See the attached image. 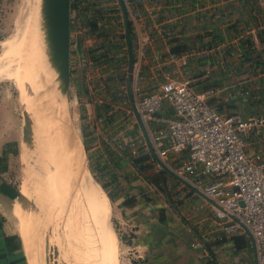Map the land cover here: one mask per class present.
<instances>
[{"label":"crops","instance_id":"crops-1","mask_svg":"<svg viewBox=\"0 0 264 264\" xmlns=\"http://www.w3.org/2000/svg\"><path fill=\"white\" fill-rule=\"evenodd\" d=\"M123 2L130 21L135 66L132 90L137 84L152 90L154 83L171 75L180 54L174 50L184 48L182 52L195 54L187 55L182 72L196 78V89H216L209 102L218 110L242 116L264 113L262 69L231 48L243 35L257 38L264 24V0ZM83 5H90L88 10L106 6L113 11L105 12V18L91 29L90 11ZM125 31L120 0L82 1L72 10L71 83L78 98L86 100L88 152L112 201L115 224L125 237L127 249H131L130 264H255V247L245 227L225 228L226 219L216 217L210 200L192 187L189 180L194 173L186 174L187 179L183 177L188 185L168 172L171 176L167 187L173 191L169 197L161 184L150 181L149 175L159 168L144 170L133 161V157L150 149L147 145L146 151L131 153V141L139 147L146 142L132 108L117 101L114 107L123 113L109 124L100 123L95 105L111 96L104 85V74L126 67L128 78V61L123 59L125 55L128 60ZM212 31L217 32L216 42L205 45L202 36ZM105 41L118 43L121 49L116 52L113 67L104 72L102 68L107 64H93L88 50ZM204 45L209 49L206 56L197 52ZM126 81L123 87L127 95ZM160 113L174 115L168 105ZM8 115L0 110V264H32L24 236V246L20 236L27 218V213L21 217L26 199L14 173L15 162L21 158L22 138ZM245 147L264 158V131L259 136L247 133ZM173 156L177 158L175 163L182 164L188 159V151L184 148L168 157ZM149 162L150 158L145 160ZM127 197L133 202L124 203Z\"/></svg>","mask_w":264,"mask_h":264},{"label":"built area","instance_id":"built-area-1","mask_svg":"<svg viewBox=\"0 0 264 264\" xmlns=\"http://www.w3.org/2000/svg\"><path fill=\"white\" fill-rule=\"evenodd\" d=\"M210 40L211 35L205 32L201 41L207 45ZM205 45L197 51L203 56L209 51ZM231 48L241 54L240 41ZM194 54H178L172 74L154 83L152 90L135 85V104L158 157L181 177L187 179L186 174L194 173L189 180L192 187L208 196L216 217L226 219V229L242 228L243 224L249 229L258 263L264 264V158L245 147L247 133L259 136L264 131V113L242 116L218 110L209 102L216 89H196V78L182 72L187 55ZM134 67L133 62L132 76ZM259 69L264 75V68ZM165 105L170 106L173 116L160 113ZM146 148L145 141L141 147L135 141L130 143L133 155ZM184 148L188 151L184 163L168 157Z\"/></svg>","mask_w":264,"mask_h":264},{"label":"rangeland","instance_id":"rangeland-1","mask_svg":"<svg viewBox=\"0 0 264 264\" xmlns=\"http://www.w3.org/2000/svg\"><path fill=\"white\" fill-rule=\"evenodd\" d=\"M35 2L36 0H0V110H3L5 116L9 113L10 117L14 119L18 137L21 134L22 138L23 135L25 112L28 113L31 126H34L31 127L33 143L24 144V153L15 162L16 172L14 173L18 174L16 184L19 183L21 190L28 197L24 205L25 210L21 216L23 219L27 213L23 231L20 228L22 244L24 246L23 234L26 242L25 248L27 246L30 258L37 261L38 257L43 259L45 264H78L76 260H79V264H130L131 249H127L125 237L121 230L117 228L118 225L115 224L112 210L113 204L112 201H109V198V213L105 217V224L110 231L112 244L108 245L107 248L100 244L98 246L95 239H93V246L90 243H88V246L85 245L86 243L84 244L85 230L88 229L90 231L94 229L92 228L93 210L89 204L87 205V209H82L81 216L77 214L79 210L73 211L72 208L66 210L63 207L59 208L58 205H55L57 201L63 202L64 195L60 191L55 193L54 183L49 181L47 174L44 173L49 172L51 176L54 166L51 163L49 166V162H46L48 152L45 154L44 159L42 157V138L39 136L41 134L35 126V111H32L34 110L33 107L28 105L29 101L17 84L16 79L7 73L10 66H14L11 68L12 70L15 67H19V59L23 57L26 51V22ZM123 69L126 70V67H123ZM51 87L52 82L49 78V112L50 117H53L51 116L53 106ZM64 97L65 106L70 118L67 125L71 124L70 126L83 144V126L87 124V121L84 119L88 113L85 105L86 100H84L83 96L81 99L78 98L76 87L73 83L70 84L69 91ZM58 116L56 114L53 118L60 124V120L57 119ZM57 122L56 127H58ZM60 125L64 126L62 123ZM28 147L30 148L28 153H26ZM84 152L90 177L96 185L99 184L101 186L103 179L100 178L99 172L94 168L95 165L92 162L91 156L85 148ZM42 159L43 163L41 164ZM160 167L155 162L152 169ZM101 188L103 189L102 186ZM55 236L61 237L60 243L58 241L53 242ZM44 251L47 253L43 254ZM75 251H77L79 256L81 254L80 259L76 258L78 255ZM48 256L49 258H47Z\"/></svg>","mask_w":264,"mask_h":264},{"label":"bare ground","instance_id":"bare-ground-1","mask_svg":"<svg viewBox=\"0 0 264 264\" xmlns=\"http://www.w3.org/2000/svg\"><path fill=\"white\" fill-rule=\"evenodd\" d=\"M42 2L43 0H36L27 18L26 51L23 57L19 59V67L12 70L11 68L14 67L12 65L7 73L16 79L17 84L29 101L28 105L33 107L34 110L32 111H35V126L41 134L38 135L42 138V157L44 159L45 154L48 152L46 162H49V166L50 163L54 166L51 176L49 172L44 173L47 174L49 181L54 183L55 193L60 191L64 195L63 202L57 201L55 205L66 210L71 208L73 211L79 210L77 214L81 216L82 209H87L89 204L93 210L92 228L94 229L85 230L84 244L86 243L85 245L88 246V243H90L93 246V239H95L98 246L100 244L107 248L108 245L112 244L110 231L105 224V217L109 213L108 197L101 186L92 181L85 162L83 144L70 126L71 124L67 125L70 118L65 106V92L62 88V81L57 76V70L49 58ZM49 78L52 82L51 98L53 100L51 116L59 115L57 119L64 126L66 125L65 127H62L61 123L59 124L53 117H50ZM56 122L58 127H56ZM43 159L40 162L41 164ZM60 240L61 237L55 236L53 242L58 241L60 243ZM76 250L78 249L76 248ZM46 253L44 251L43 254ZM75 253L78 255L77 251ZM76 258L80 259L81 254ZM76 261L79 264V260ZM31 263L45 264L44 260L38 257L37 261L32 258Z\"/></svg>","mask_w":264,"mask_h":264},{"label":"trees","instance_id":"trees-1","mask_svg":"<svg viewBox=\"0 0 264 264\" xmlns=\"http://www.w3.org/2000/svg\"><path fill=\"white\" fill-rule=\"evenodd\" d=\"M88 2L89 0H71V6L72 10L76 7L77 3L79 2ZM92 5V4H91ZM86 10H88L90 5H83ZM90 11V21L89 24L91 25V29H95L97 26V21L102 20L105 18L104 13L105 12H112L113 10L108 9L106 6H102L100 8L94 7ZM129 22V28H130V21ZM211 35V42H216V36L217 32H207ZM236 33H238V30H236ZM125 36V35H124ZM240 45H241V55L245 59H252V62L254 63V66H259L264 68V29H262L260 32L257 33V38L252 37V35H243L240 37ZM132 46V43H131ZM121 49V45L118 43H112V42H102L98 46L92 47L88 50L89 57L92 61L93 64L101 65V64H107V67H103L102 71L105 72V70H109V68L112 66L113 67V61L116 59V52L117 50ZM184 51L183 49H175V53H182ZM124 61L127 62V57L125 58V55L123 57ZM105 76L103 77L104 85L106 87V90L108 93H110V97L108 99H104L101 102H97L95 105V110L97 117H101L100 123L101 124H109L113 120L116 119L118 114L123 111L120 110V108H115L114 105L117 101H123L122 103L127 107L130 108V102L127 101V95L126 92L123 88L122 83L127 79V72L124 69H118L116 73H113V71H110L108 74H104ZM108 87H107V86ZM264 93V92H263ZM122 104V105H123ZM86 128L87 126H83V144L84 148L88 151V143L85 139L86 137ZM150 158L149 163H145V160ZM133 161L139 166L147 170V168H150L154 166L156 160L152 157L150 152L143 153L141 155L133 157ZM153 171V170H152ZM155 172V171H154ZM152 172L151 175H149L150 181H152L154 184H161V189H164L167 195L170 197L173 195L172 190H168L169 187H167V181L170 180V176L168 172L160 167L155 173ZM101 186L103 189H105V183L102 182ZM132 197H127L124 200V203L130 204L132 203Z\"/></svg>","mask_w":264,"mask_h":264},{"label":"water","instance_id":"water-1","mask_svg":"<svg viewBox=\"0 0 264 264\" xmlns=\"http://www.w3.org/2000/svg\"><path fill=\"white\" fill-rule=\"evenodd\" d=\"M123 16L125 19V34H126V43H127V52H128V78L126 83L127 95L129 102L133 111V114L141 128V131L145 137L146 143L150 149V152L153 158L169 172L172 176L183 181L184 183L190 185V183L177 174L174 170L168 167L161 159L158 157L152 141L150 139L149 133L145 127V123L136 107L133 91L131 88L132 82V70H133V53L131 46V38L129 31V22L127 12L125 10L123 0H120ZM42 12L45 19V27L47 33V41L49 46V58L57 70V76L62 81V88L65 94L69 91L71 84V47H72V6L71 0H43L42 2ZM31 123L28 117V113L24 114V124H23V135H22V147H21V156L24 153V144L33 143V132L31 129ZM30 147L27 148L26 153H28ZM198 192L204 197L208 198L202 191ZM24 198L27 201V196L22 193ZM209 199V198H208ZM246 231L249 233L252 240V244L255 247V264L258 263L256 255V246L255 240L249 229L243 224Z\"/></svg>","mask_w":264,"mask_h":264}]
</instances>
